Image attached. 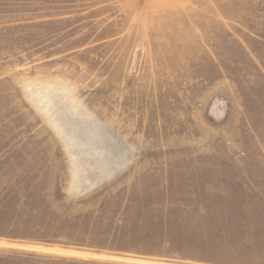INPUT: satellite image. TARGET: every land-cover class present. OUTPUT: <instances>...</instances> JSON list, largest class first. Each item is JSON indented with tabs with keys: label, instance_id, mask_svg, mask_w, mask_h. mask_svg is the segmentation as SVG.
<instances>
[{
	"label": "rangeland",
	"instance_id": "1",
	"mask_svg": "<svg viewBox=\"0 0 264 264\" xmlns=\"http://www.w3.org/2000/svg\"><path fill=\"white\" fill-rule=\"evenodd\" d=\"M0 264H264V0H0Z\"/></svg>",
	"mask_w": 264,
	"mask_h": 264
}]
</instances>
